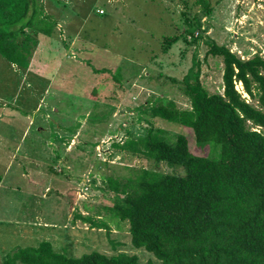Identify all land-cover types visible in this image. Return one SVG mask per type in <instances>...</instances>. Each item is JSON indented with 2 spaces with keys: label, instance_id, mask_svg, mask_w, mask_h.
<instances>
[{
  "label": "rangeland",
  "instance_id": "rangeland-1",
  "mask_svg": "<svg viewBox=\"0 0 264 264\" xmlns=\"http://www.w3.org/2000/svg\"><path fill=\"white\" fill-rule=\"evenodd\" d=\"M101 1L59 2L67 14L59 29L71 25L78 28V35L67 39L69 47L63 60L56 58L62 60L56 66L46 55L61 52L53 46L61 44L66 31L56 29L53 36L41 37L31 73L20 86L24 105H29L27 111L31 113L37 104L42 109L32 116L24 147L5 171L4 161L11 155L0 152V264L14 251L36 247L42 241L70 256L93 250L110 254L119 249L137 254L141 261L154 259L151 252L133 247L126 223L108 221L107 233L75 217L77 210L88 211L84 204L109 202L100 190L101 176L124 173L120 167L173 171L165 164L156 166L151 160L116 152L111 144L128 133H142L146 123L136 120L134 108L153 95L171 98L182 108L188 106L168 77L180 80L194 54L200 60V80L207 91H222V62L218 56L205 55V40L226 44L242 57L245 51L252 54L258 50L264 55V0H210L211 15L201 17L206 27L202 39L197 44L179 40L166 53L159 52V45L163 36L180 26V0H116L111 18H98L95 12L86 15L89 8L101 7ZM79 18L84 27L80 30L76 26ZM150 56L155 59L143 65ZM17 79L9 82L10 91L18 85ZM236 88L248 97L239 83ZM39 127H43L44 136ZM165 129L169 134L188 131L174 125ZM187 137L194 153L208 152L207 147L194 145L191 132ZM79 141H84L82 147L76 148ZM58 166L63 172H58ZM111 241H119L120 247Z\"/></svg>",
  "mask_w": 264,
  "mask_h": 264
},
{
  "label": "trees",
  "instance_id": "trees-1",
  "mask_svg": "<svg viewBox=\"0 0 264 264\" xmlns=\"http://www.w3.org/2000/svg\"><path fill=\"white\" fill-rule=\"evenodd\" d=\"M60 1L65 0H0L1 56L26 68L41 37L53 36L56 29L66 31L61 44L54 43L63 54L69 47L67 39L78 35V28L64 25L65 29H59V18L66 15ZM101 2V7L89 8L86 15L95 12L98 18H111L116 0ZM180 3V26L162 37L161 53L179 40L197 44L206 31L201 17L211 15L210 0ZM77 23L79 30L84 28L80 18ZM205 44V55L221 59L222 91H207L194 54L180 80L168 77L188 106L182 108L171 98L153 95L134 108L136 120L146 123L142 133H128L111 144L116 152L151 160L156 166L165 164L173 171L123 165L124 173L101 176L100 190L109 202L84 204L88 211L75 213L81 222L107 233L108 221L126 223L133 247L155 258L141 261L137 254L119 249L110 254L93 250L70 256L42 241L14 251L1 264H264V55L245 51L242 58L226 44L208 39ZM154 59L150 56L142 64ZM119 71L118 66L115 79ZM161 124L186 128L194 145L207 147L208 152L194 153L188 131L169 134ZM83 142L75 147H82ZM55 156L56 160L60 157ZM57 169L63 172L60 166ZM111 242L120 247L119 241Z\"/></svg>",
  "mask_w": 264,
  "mask_h": 264
},
{
  "label": "crops",
  "instance_id": "crops-1",
  "mask_svg": "<svg viewBox=\"0 0 264 264\" xmlns=\"http://www.w3.org/2000/svg\"><path fill=\"white\" fill-rule=\"evenodd\" d=\"M66 15L62 14L61 17H65ZM59 19V21L63 23L62 18ZM77 41V38H75L73 42L76 43ZM53 47L57 49V46L54 45ZM50 52V54L46 55L49 57V63L53 60L52 63L55 65L56 62L58 63V61L61 62L63 60L64 56L62 52ZM34 55L35 52L29 60L28 66L26 68H21L13 62L5 60L0 54V152L11 155L4 161V171L7 170L10 164L16 159L15 153L21 151L24 147L25 139L29 134L30 126L32 124V116L38 114L42 109L41 106L37 104V106L32 109L33 111L31 114L27 111L29 108H26V106H29L28 102L25 106L21 98V95L23 94L20 91V86H23V81L31 73L30 65L34 63ZM57 57H60L62 60H56ZM14 78H18L17 81L15 80L18 85L16 86L14 84L15 89H11L10 91L9 82L13 83L12 81ZM49 82L51 83L52 81ZM28 85L30 84H27L26 86ZM8 91H10L9 94ZM41 128L43 129V127H39V130H42ZM41 135H45L43 130L41 131ZM47 144L52 147L51 142H48ZM52 148L57 149L54 147Z\"/></svg>",
  "mask_w": 264,
  "mask_h": 264
},
{
  "label": "clouds",
  "instance_id": "clouds-1",
  "mask_svg": "<svg viewBox=\"0 0 264 264\" xmlns=\"http://www.w3.org/2000/svg\"><path fill=\"white\" fill-rule=\"evenodd\" d=\"M245 56V55H244ZM241 57H242V55H241ZM243 58V57H242Z\"/></svg>",
  "mask_w": 264,
  "mask_h": 264
},
{
  "label": "built area",
  "instance_id": "built-area-1",
  "mask_svg": "<svg viewBox=\"0 0 264 264\" xmlns=\"http://www.w3.org/2000/svg\"><path fill=\"white\" fill-rule=\"evenodd\" d=\"M100 12H101V10H100ZM240 84V83H239Z\"/></svg>",
  "mask_w": 264,
  "mask_h": 264
}]
</instances>
